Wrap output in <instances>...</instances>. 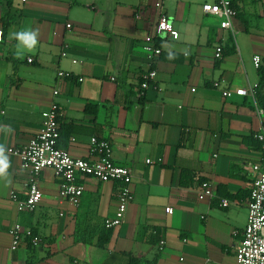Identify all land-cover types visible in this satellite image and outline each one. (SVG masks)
I'll use <instances>...</instances> for the list:
<instances>
[{"label":"crops","instance_id":"crops-1","mask_svg":"<svg viewBox=\"0 0 264 264\" xmlns=\"http://www.w3.org/2000/svg\"><path fill=\"white\" fill-rule=\"evenodd\" d=\"M216 1L0 0V156L7 162L0 174V264H236L251 165L260 156L252 137L264 127L254 62L260 55L264 65V0H233L235 30L204 12ZM162 13L173 19L178 39L156 36ZM37 30L31 50L15 37ZM153 44L183 61L160 55L151 62ZM150 70L157 75L144 89ZM241 88L249 93L238 94ZM53 102L61 111V148L95 159L91 140L105 139L115 162L132 169L134 199L121 226H105L118 208V182L81 176L85 191L75 206L61 198L50 168L40 175L39 206L18 210L31 176L8 149L39 133ZM185 170L195 174L192 184L183 183ZM206 180L215 196L200 199ZM16 224L41 243L26 238L13 249Z\"/></svg>","mask_w":264,"mask_h":264},{"label":"built area","instance_id":"built-area-1","mask_svg":"<svg viewBox=\"0 0 264 264\" xmlns=\"http://www.w3.org/2000/svg\"><path fill=\"white\" fill-rule=\"evenodd\" d=\"M27 2L28 0H21ZM179 1V0H175ZM157 6H162L161 2ZM204 12L216 16L221 21V27L224 29L235 30V20L238 16V10L233 4V0H217L214 3L206 2L203 6ZM71 27V24H68ZM158 38L178 39L179 31L176 29L173 19L166 13L160 15L157 24ZM3 30L0 29V42L3 41ZM163 52L162 46L153 44L147 47L148 58L154 62ZM223 57V47L216 48V58ZM33 61L32 58L29 59ZM255 65L259 68L262 65L260 55L254 57ZM157 75L156 70H150L143 75L142 87L148 88ZM60 77H66L67 73L60 72ZM220 86V82H215ZM240 95H247L249 92L245 88L237 89ZM254 93V92H252ZM59 91L55 90V95ZM225 96H231V90L224 91ZM261 115L264 116V111ZM60 106L53 102L50 107L43 112V126L39 133L23 147H10L8 152L21 158V167L30 176L28 184V193L24 199H19V211H34L43 200V191L39 185L41 173L45 169H53L60 185V196L75 206H79L85 191V185L79 181L82 177H93L102 182H118V208L112 218L105 222L107 229H113L121 226L129 205L134 199L131 189L133 181L132 169L128 166L115 162L113 158V148L111 143L105 139L93 137L91 142V154L95 159L77 158L69 151L59 146L61 138L60 126ZM264 118V117H263ZM264 121V119H263ZM256 139L262 143L259 160L251 165L254 173V181L250 193L248 223L243 232V239L236 253V264H264V127L256 134ZM152 163V160H148ZM215 196V189L209 181H203L200 188V199L212 198ZM224 203H227L224 200ZM13 249H17L20 243L30 238L34 245L41 243L42 239L31 229H24L21 224H16L12 230ZM165 240L160 243L163 249Z\"/></svg>","mask_w":264,"mask_h":264},{"label":"trees","instance_id":"trees-1","mask_svg":"<svg viewBox=\"0 0 264 264\" xmlns=\"http://www.w3.org/2000/svg\"><path fill=\"white\" fill-rule=\"evenodd\" d=\"M161 58H163V59H169V60H172V61H179V62L180 61H183V57L180 56L179 54H173L172 56H167V55H165V53H163V54H161ZM259 69L261 71V80H260V83H259V85L257 87V100H258V104L260 105V107L264 110V93L262 92V90L264 89V65L262 64L259 67ZM67 77H70V74H67ZM90 106H92V105L89 104L87 106V109H89ZM252 142L256 144V148L258 150H261L262 143L259 142L256 139L255 134L252 137ZM183 178H187L188 179L185 182H184V179H183V183L184 184H192L193 181H194V178H195V174L193 172H191L190 170H185L183 172ZM34 233L36 234V232H34ZM106 235H107V232H106ZM105 237H107V236H105ZM105 239L106 240H100L99 241V244L100 245H104L105 242L108 240V238H105Z\"/></svg>","mask_w":264,"mask_h":264},{"label":"clouds","instance_id":"clouds-1","mask_svg":"<svg viewBox=\"0 0 264 264\" xmlns=\"http://www.w3.org/2000/svg\"><path fill=\"white\" fill-rule=\"evenodd\" d=\"M37 36H38V30L22 31L15 34L16 39L28 50H31L37 44ZM6 167H7L6 160L2 156H0V174H3Z\"/></svg>","mask_w":264,"mask_h":264}]
</instances>
